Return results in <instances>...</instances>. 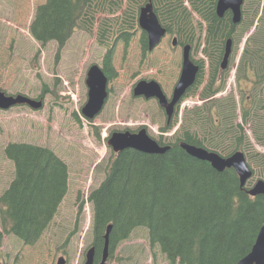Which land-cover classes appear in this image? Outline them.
<instances>
[{"label": "trees", "instance_id": "16d2710c", "mask_svg": "<svg viewBox=\"0 0 264 264\" xmlns=\"http://www.w3.org/2000/svg\"><path fill=\"white\" fill-rule=\"evenodd\" d=\"M132 1L144 4L147 0ZM151 1L166 31L177 35L178 44L198 40L195 31L201 30L202 23L194 24V14L206 23L203 51L209 58V75L198 94L203 102L185 110L181 138L168 142L166 152L126 148L107 162L104 178L87 198L91 204L92 244L101 249L106 226L111 224L110 256L133 230L145 228L150 246H158L170 264H235L250 251L264 222V196H250L239 186L233 168L219 172L208 161L188 154L179 142L228 154L241 150L252 175V162L263 161L264 152L254 148L244 127L250 124L255 143L264 147V133H257L254 127L264 120V6L236 68L237 100L234 92L214 96L225 84L224 78L219 79L225 73L219 62L225 40L241 37L253 22L237 31L228 12L217 17L216 0ZM93 11L94 0H46L36 6L29 32L41 46L54 41L60 52L75 29H90ZM129 20L130 16L124 19L120 29L126 28ZM242 23L243 18L239 25ZM102 30L103 23L98 27L99 42L105 39ZM128 35L120 32L125 43ZM118 36L102 57V68L109 79L113 76L112 53ZM146 43L142 31L143 51ZM200 68L195 85L183 97L203 81V66ZM171 125L162 129L166 131ZM229 134L232 136L226 138ZM4 151L14 164V176L0 195V225L3 232L33 244L66 194L67 167L46 147L9 143ZM1 236L2 232L0 240Z\"/></svg>", "mask_w": 264, "mask_h": 264}, {"label": "rangeland", "instance_id": "374dc122", "mask_svg": "<svg viewBox=\"0 0 264 264\" xmlns=\"http://www.w3.org/2000/svg\"><path fill=\"white\" fill-rule=\"evenodd\" d=\"M44 1L0 0V89L7 93H24L30 97L42 94L44 97V105L38 110L26 106L0 110V195L14 175L13 163L4 153L5 147L13 142L52 150L67 164V191L52 221L33 245H26L12 233L3 232L0 225V264H57L60 256L65 259V264H83L85 252L92 242L88 193L101 183L106 164L115 155L107 143L108 135L112 131L136 132L144 127L148 136L156 140L175 142L181 138V115L191 105L200 103L197 94L208 75L209 60L199 53L200 48H204L206 23L203 22L202 30L195 31L198 40L191 56L194 60L204 61V81L183 98L177 116L172 117V126L162 131L166 117L157 100L134 96L132 88L140 79H154L167 96L171 95L181 66V44H171V38L177 35L167 32L156 47L143 51L142 30L137 22L138 10L143 3L94 0V22L90 29H77L59 52L56 43L51 41L41 46L29 32L34 9ZM263 6L264 0H244L243 23L237 31L252 22L256 24ZM129 16L131 20L125 24L126 28L120 29L121 22ZM197 16L194 15V24L200 20ZM101 23L104 42L98 41ZM105 24L109 28L105 29ZM120 32L129 33L127 43ZM117 36L120 40L112 53L113 76L108 82L107 101L94 118L87 119L81 112L87 100L86 70L94 62L101 65L105 50ZM243 40L234 43L229 66L224 74H220L225 85L219 96L231 90L237 96L234 76ZM254 127L257 133L263 134L264 120L255 123ZM244 128L254 148L264 152V147L255 143L250 124ZM229 135L226 138L232 136ZM217 151L222 156L229 155ZM262 159V162H252L254 173L246 187L259 178L264 179ZM105 264L170 263L158 246H150L146 229L136 228L113 248Z\"/></svg>", "mask_w": 264, "mask_h": 264}, {"label": "water", "instance_id": "95a60500", "mask_svg": "<svg viewBox=\"0 0 264 264\" xmlns=\"http://www.w3.org/2000/svg\"><path fill=\"white\" fill-rule=\"evenodd\" d=\"M242 3L243 0H217L215 12L217 16L222 17L224 13L229 10L231 12V21L236 24L241 19ZM138 25L146 33L148 50L158 45L166 34V28L159 22L153 10L151 0H148L139 8ZM171 44H176V37H172ZM230 47L231 41L227 39L224 53L220 61L221 69H224L227 65L231 51ZM198 70L199 65L194 63L190 58V45L186 44L182 47L180 72L173 86L170 98L163 92L160 84L153 79H141L137 81L132 90L133 95H141L145 98H156L159 105L164 108L167 119H170L174 112L175 105L180 101L186 90L194 83ZM107 81V76L99 65L92 64L89 66L85 80L88 88V97L81 108V112L86 118L92 119L102 110L107 97ZM14 104H27L37 109L41 107L42 103L40 100L30 99L23 94L7 95L0 90V108L5 109ZM107 143L115 152H119L126 148H132L144 153L162 154L170 148L169 145H160L156 140L148 136L145 128H140L136 132L127 130L113 131ZM179 145L191 156L208 161L211 166L219 172H222L225 168H234L239 178L240 187L245 186L246 181L252 175L246 163L245 156L241 151H235L229 156L223 157L215 151L207 150L203 147L186 143L185 141H181ZM247 193L251 196H256L258 194L264 195V180H257L248 189ZM111 228V224L106 226L103 235L102 252L98 264H104L106 262ZM94 254L95 246L91 245L86 251L84 264H93ZM63 263L64 259L60 257L58 259V264ZM235 264H264V222L256 235L250 251Z\"/></svg>", "mask_w": 264, "mask_h": 264}, {"label": "flooded vegetation", "instance_id": "af4514ba", "mask_svg": "<svg viewBox=\"0 0 264 264\" xmlns=\"http://www.w3.org/2000/svg\"><path fill=\"white\" fill-rule=\"evenodd\" d=\"M195 41H197V40H195ZM195 41H193L192 42V44H189L190 45V52L191 53H193L194 52V50H195V48H196V45H195ZM204 46H205V41H204V44H203ZM223 49H224V47H223ZM199 53L201 54V55H203V56H205V57H207V55L204 53V51H203V47L202 48H200V50H199ZM205 54V55H204ZM222 55H223V51H222V54H221V58H222ZM197 62L196 63H198L199 65H201V63H202V65L204 66V61L202 60V59H199V60H196ZM229 65V64H228ZM42 98V97H41ZM99 254H100V250H95V257H94V264H96L97 262H98V260H99ZM84 263V262H83Z\"/></svg>", "mask_w": 264, "mask_h": 264}, {"label": "bare ground", "instance_id": "6f19581e", "mask_svg": "<svg viewBox=\"0 0 264 264\" xmlns=\"http://www.w3.org/2000/svg\"><path fill=\"white\" fill-rule=\"evenodd\" d=\"M241 21V20H240Z\"/></svg>", "mask_w": 264, "mask_h": 264}]
</instances>
